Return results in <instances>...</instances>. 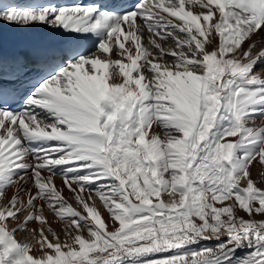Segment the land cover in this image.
<instances>
[{
	"label": "snow or ice",
	"instance_id": "snow-or-ice-1",
	"mask_svg": "<svg viewBox=\"0 0 264 264\" xmlns=\"http://www.w3.org/2000/svg\"><path fill=\"white\" fill-rule=\"evenodd\" d=\"M187 3L0 0V264H264V0Z\"/></svg>",
	"mask_w": 264,
	"mask_h": 264
},
{
	"label": "bare ground",
	"instance_id": "bare-ground-1",
	"mask_svg": "<svg viewBox=\"0 0 264 264\" xmlns=\"http://www.w3.org/2000/svg\"><path fill=\"white\" fill-rule=\"evenodd\" d=\"M186 7H188L187 0H186ZM192 10H193V11H198V10H199V6H197V7H193ZM0 26H2V27H4V26H8V27H15V28L18 27V26H14V25H6V24H0ZM33 26H34V27H37V26H41V25H33ZM259 35L264 36V29L261 30V32L259 33ZM253 38L255 39L256 37H253ZM160 42H161L162 44H165V45H167V44L170 43V41H166V40H165V41H160ZM129 43H130V42H129ZM244 46H245V47L247 46V42L245 43ZM126 47H127V44H126ZM262 47H264V44L259 45L258 47L254 48V49H253V53L255 54V53L259 52V51L261 50ZM111 55H112V58H114V59H119V58H120V57L116 54L115 49H114V51H113V53H112ZM255 71H256L257 73H260L262 76H264V66H260V65H258L257 68L255 69ZM262 122H264V117H259V116H258V117H257V121H256V123H257V124H261ZM154 127H155V126H154ZM228 139H232V138H228ZM260 170H261V169H260L259 165H254V166L252 167V174H253V177H254V178L257 176V174H258V172H259ZM45 175H47V173H45ZM53 180H54V182H55L57 188H61V189H63V193H62V194H63V196L68 200V202L71 203L72 206H73L74 208H76L78 211H80V212H82V213L85 212L83 206L80 205V204L78 203V201L75 199L74 194H73L71 191H69L67 187L64 186V182H63V178H62V176L58 174V175H56V176L53 177ZM73 187H76V186L73 185ZM258 187L264 188V183L258 184ZM33 191H35V189H33ZM7 195H8L9 197L12 195V190H11V189H9ZM82 195L84 196L85 199H87V195H88L87 192L83 193ZM4 202L6 203V201H4ZM88 202H89V204L92 203L91 200H89ZM95 203H96V205L99 207V210L101 211L102 215L104 216L106 222L109 223V228H108V230H109V231L113 230V229H112V226H111V222H110V220H109V213H108L107 210L103 207L102 202L99 200L98 197L95 199ZM45 215L48 217V220H49V222L51 223L52 228H54V229L59 233L61 240H63V239H64V232L62 231V227H63L62 224H61L59 221L56 220V218L54 217V215H53V214L47 209V207H45ZM240 215H245V213H244L243 211H241V212H240ZM245 218H247V217L245 216ZM256 218H257V219H261V218H264V217L257 216ZM13 226H14V224H10V227H13ZM29 227H31V228H37V227H38V224H36V223H31V224L29 225ZM84 235H85L86 237L88 236L87 231L84 232ZM17 238L20 239V240H23V239H24V233H23V232H18V233H17ZM49 239H52L51 235H49ZM31 254H32V255H35V256H39V255H41L40 252L35 251V250H33V252H32Z\"/></svg>",
	"mask_w": 264,
	"mask_h": 264
}]
</instances>
